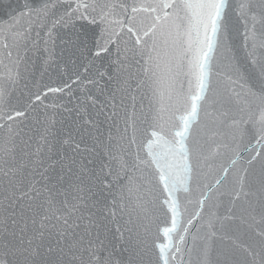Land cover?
Segmentation results:
<instances>
[{"label": "snow or ice", "instance_id": "obj_1", "mask_svg": "<svg viewBox=\"0 0 264 264\" xmlns=\"http://www.w3.org/2000/svg\"><path fill=\"white\" fill-rule=\"evenodd\" d=\"M0 264H264V0H0Z\"/></svg>", "mask_w": 264, "mask_h": 264}, {"label": "water", "instance_id": "obj_2", "mask_svg": "<svg viewBox=\"0 0 264 264\" xmlns=\"http://www.w3.org/2000/svg\"><path fill=\"white\" fill-rule=\"evenodd\" d=\"M45 79H47V78H45ZM54 79H55V77H54Z\"/></svg>", "mask_w": 264, "mask_h": 264}]
</instances>
